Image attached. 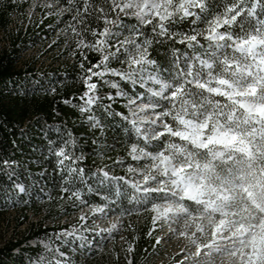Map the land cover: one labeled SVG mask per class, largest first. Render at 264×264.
I'll return each mask as SVG.
<instances>
[{"label":"snow or ice","instance_id":"1","mask_svg":"<svg viewBox=\"0 0 264 264\" xmlns=\"http://www.w3.org/2000/svg\"><path fill=\"white\" fill-rule=\"evenodd\" d=\"M103 2L109 5L107 12L95 7V19L103 21V28H89L90 0L73 17L94 38L87 42L73 26L81 37L77 46L101 56L86 70L90 75L82 77L88 88L86 104L97 99L89 95L97 88L92 77L111 74L146 88L149 102L138 111H152L140 124L130 121L143 146L132 143L129 155L145 163L127 171L142 179L104 172L105 180L116 182L118 197V182L123 181L134 190L132 200L151 202L146 210L154 214L153 223L164 221L194 245L197 264H217V259L219 264H264V0L250 6L248 0ZM124 17L136 23H125ZM186 21L195 27L175 30ZM149 26L150 33L145 31ZM165 40L185 45L191 53L173 48L170 66L162 68L150 58V49ZM111 60L126 69L110 68ZM111 87L119 86L111 82ZM55 155L63 157L61 164L70 159L64 148Z\"/></svg>","mask_w":264,"mask_h":264},{"label":"rangeland","instance_id":"2","mask_svg":"<svg viewBox=\"0 0 264 264\" xmlns=\"http://www.w3.org/2000/svg\"><path fill=\"white\" fill-rule=\"evenodd\" d=\"M58 10L62 9L50 1L29 0L24 10L10 13L6 28L0 26V55L15 47V69L25 72L22 78L0 85V93L50 92L53 82L66 77L64 72H55L66 59L61 52L68 43L63 39L65 33L39 28L46 17L59 15ZM21 33L26 37L20 38ZM148 87L158 86L149 83ZM139 88L141 98L135 104L127 102L126 115L121 110L113 114L97 109L95 117L76 126L81 132L60 124L57 111L50 122L30 112L17 125L13 140L16 160L6 166L5 157L0 158V249L16 241L20 245L0 264H197L194 245L170 231L164 221L153 223L154 214L146 210L151 202L132 200L134 190L123 181L118 182V197L116 182L103 176L107 172L131 181L142 179L127 171L145 163L129 155L132 143L143 146L130 121L136 119L140 124V118L152 116L151 110L138 111L139 105L149 102L146 88ZM95 127L111 131L115 137L108 139L102 130V135L84 132H93ZM61 148L70 157L63 164L59 162L63 157L55 155ZM21 187L24 194H20ZM96 208L104 211H94ZM172 227L179 230V225ZM145 231L147 243L138 247Z\"/></svg>","mask_w":264,"mask_h":264},{"label":"trees","instance_id":"3","mask_svg":"<svg viewBox=\"0 0 264 264\" xmlns=\"http://www.w3.org/2000/svg\"><path fill=\"white\" fill-rule=\"evenodd\" d=\"M29 0H0V26L6 28L9 22V15L15 9L24 10L27 2ZM54 3L58 8H61L59 15L49 16L44 19L41 23V30H46L48 27H52L54 31L64 32L65 36L63 39L67 40L64 50L61 52L66 53V59L60 64V67L55 72H64V79L59 77L58 81L51 84L50 92H34L28 93L25 96L14 95L12 93H0V118L2 123H0V158L5 159V165L10 166L16 160L15 149L13 146V140L16 138L17 125H20L22 121L30 114V112L38 115L39 117L46 118L47 122L56 119L55 111L59 112L61 117H58L60 124H67L75 132H81L76 126L83 120L95 117L98 111L97 109H105L108 112L118 113L117 111H124L127 114L126 104L130 100H136L138 96L140 85L132 84L129 81L122 80L119 76H112L108 74L103 78L93 76L91 83H96L97 88L94 92H90L89 95L97 97L95 103L92 105H87V97L84 93L88 91L86 84L82 77L90 75L87 73V69L91 68L101 59V56L97 52L88 50L87 48H79L77 46V41L81 38L77 36L73 31L74 26L77 31H81L82 37L87 41H93V37L89 32H83L82 29L84 25L79 22V18L73 19L79 10L83 13L84 0H47ZM255 0H248V5L250 6ZM90 4L93 7L89 8V12L92 13L91 16H87V23L89 28L101 29L103 28V21H96L95 7L102 6L107 12L109 5L105 4L103 0H90ZM259 12V9H258ZM87 15V14H85ZM114 16L115 14H111ZM124 22L131 25L136 23L135 20H130L126 17L123 18ZM191 27L187 21L175 26V30L179 31H189ZM203 27V25H199ZM146 32L150 33V26L145 29ZM127 35V32L125 33ZM20 38H25V34L21 33ZM201 39V43L206 46L207 42ZM64 40H62L63 42ZM173 48L179 49L181 53L188 52L191 53L190 49H187L185 45L174 43L171 40H165L163 43H154L150 49V58L157 62V65L162 68L169 67L170 61H172V50ZM114 50V49H113ZM81 52L84 55H81ZM15 47L10 51H5L0 55V85L15 81L16 78L20 79L23 77V71H17L14 65L15 57ZM87 59H84V56ZM123 59V57H121ZM83 64L84 67L81 68L80 65ZM110 68H115L119 70L126 69V65L120 63L117 60H111L109 62ZM102 68H94L93 71H101ZM166 76L167 74L164 73ZM109 81V83H105ZM111 82H116L118 88L111 87ZM122 92L123 95H118L117 93ZM141 98V97H140ZM143 98V97H142ZM86 108L88 110L81 111V108ZM65 127V126H62ZM108 139L115 137L114 133L111 131H104L100 127H95L93 132L89 129L84 130V132L100 134L102 131ZM99 139V138H98ZM32 142L38 146L43 145V141L32 139ZM99 142V140H98ZM97 145V144H95ZM97 147V146H96ZM85 167V165H83ZM24 189V188H23ZM20 194H24L21 192ZM35 212V211H34ZM26 215H24L25 217ZM147 243L146 231L140 238L137 246L140 247ZM20 243L16 241L12 243L7 248L0 249V262L3 258L11 257L14 248H19Z\"/></svg>","mask_w":264,"mask_h":264},{"label":"bare ground","instance_id":"4","mask_svg":"<svg viewBox=\"0 0 264 264\" xmlns=\"http://www.w3.org/2000/svg\"><path fill=\"white\" fill-rule=\"evenodd\" d=\"M60 251V250H59ZM62 252V251H61ZM61 252H59L61 254Z\"/></svg>","mask_w":264,"mask_h":264}]
</instances>
